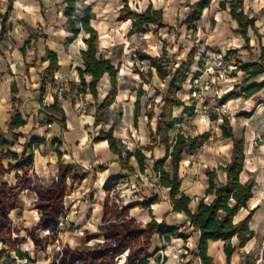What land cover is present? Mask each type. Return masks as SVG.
Listing matches in <instances>:
<instances>
[{
  "label": "trees",
  "instance_id": "obj_1",
  "mask_svg": "<svg viewBox=\"0 0 264 264\" xmlns=\"http://www.w3.org/2000/svg\"><path fill=\"white\" fill-rule=\"evenodd\" d=\"M13 1L6 0L7 9L5 13L0 14L1 31L5 30V22L12 9ZM78 1L64 0L65 6L62 13L65 17L67 28L72 35L78 36L83 34L82 39L85 48L80 50L82 67H78L77 69L79 83L76 86V90H78V93L84 94L85 92H89L92 95L95 107L94 119L97 125L103 121L105 110L112 103L117 93L118 69L113 64L111 58L104 57L98 51L96 44L97 31L90 25V17L86 10L82 15L78 14ZM209 3L210 0H195L191 3L192 15H190L188 22L198 21ZM120 4L117 20L131 21V26L128 30L129 35L144 34L149 31L151 26L158 28L166 26L163 23L161 8H153L152 4H149L144 10L137 11L129 4V0H120ZM219 6L222 9H227L231 18L236 21L237 28L233 32L239 34L248 43L249 37L247 32L249 28L254 29L255 20L243 12V0H221ZM41 36L46 38L44 33ZM33 38L37 39L38 35L30 33L28 39L21 47L23 55ZM45 55L48 64L41 76V91L45 89L48 81L54 80V74L60 66L57 53L47 46L45 47ZM139 59L149 62L147 73L151 74L152 69H155L158 77L162 80L170 76L167 91L162 96L161 112L156 119L154 127L151 125V120L154 116L153 102L145 111L150 138L148 145L138 146L133 150L124 149L119 140L114 137L112 127L107 131H100L99 136L95 140H107L109 149L117 154L121 168L127 170L129 173L135 172L134 168L129 164L131 157L135 158L139 171L143 173L148 165L146 152L152 151L156 144L163 145L166 150L165 157L161 160H155L151 165V171L158 178V185L168 189L172 211L183 212L188 218L189 226L199 232L196 256L200 258L202 264H212V258L207 254L208 241L222 240L227 241L223 249L229 262L232 253L236 249V246L232 245L229 240L235 236L238 246L243 247L254 236L253 230L249 227L254 209L249 210L244 218L237 221L234 220L241 209L247 208V202L253 195V180L242 181L240 178L244 169L245 140L242 136L238 137L234 135L228 119H223V123L219 126L221 129L220 136L222 138H230L232 142L228 162L218 166V170H221L225 174V179L222 182L218 180L216 169L206 170L207 185L203 196L198 200L196 210L192 212L189 206L192 198L180 189L182 178L179 175V163L186 149H195L208 138L209 134L202 133L190 136L178 132L172 139L169 136L170 130L181 122L179 117L173 115L174 108L183 107L185 108L184 113L189 115L193 113V106H188L186 101L177 95V92L182 89V84L187 78L192 59L189 58L186 63L175 69L173 73L169 72L166 63L167 59L163 56L140 53ZM201 62L202 60H199V63ZM239 68L243 72L241 84L245 85V89L242 91L245 98H249L264 88V81L249 83L250 80L264 75V55H260L258 62L241 63ZM137 72L141 75L139 71ZM104 75L108 76L110 91L103 102L99 104L97 102V84ZM85 76L90 78L88 82ZM11 91L12 93L16 92L14 83L11 85ZM236 96L234 89L227 93L228 100L236 98ZM12 100L15 101L14 96H12ZM139 105L138 94L134 104L133 116L135 122L140 111ZM40 112L44 114V120L48 123H51L54 119V114L58 115L61 121L64 120L63 109L56 97L53 103L44 105L39 110ZM25 123L26 121L22 113L16 110L7 124V132L15 135L13 131ZM31 142L36 145L40 140L32 139ZM9 145L10 142L6 139L5 134L0 132V150ZM25 150L20 158H18L16 152L11 150L0 154V243L3 246H7L9 251H13L17 258L25 260L17 264H34L36 261L34 257H29L27 251H22L18 247V244H16L17 239L11 237L12 227L9 214L11 210L18 206L19 193L24 189H28L34 190L37 195L34 205L39 212V218L28 231V236L33 240L35 250L37 251L43 242L39 238L38 232H54L58 226L60 214L64 209L63 197L69 189V182L71 180L78 182L85 175L80 177L78 169L81 167L79 165L61 162L62 153L57 150V173L48 185H40L33 172L29 169L33 162V154L31 152L25 158ZM4 158L16 161L15 163L9 161L5 166L2 163V159ZM167 160L169 161L168 168L165 167ZM11 170H21L23 172L21 176H17L15 185L1 181V177ZM123 176L119 175L112 178L103 187L107 195L103 204V220L97 226L103 235V240L92 244H80L74 247L64 246L51 264H116L115 258L121 254H125L124 263L126 264H145L151 256L149 248L153 235H159L164 241H169L171 237L178 235L180 226H169L164 221L158 222L155 219H151L142 225L132 218L113 219V216L116 214L125 215L129 209L127 206H117L115 202L109 200L108 195L115 191V187ZM208 197L209 199H206ZM156 200L157 196L155 195L153 198L146 199L139 205L147 207ZM181 236L185 238L184 234ZM94 238H97V236ZM0 254L5 255L6 253L1 252ZM262 260H264V249H262Z\"/></svg>",
  "mask_w": 264,
  "mask_h": 264
},
{
  "label": "rangeland",
  "instance_id": "obj_2",
  "mask_svg": "<svg viewBox=\"0 0 264 264\" xmlns=\"http://www.w3.org/2000/svg\"><path fill=\"white\" fill-rule=\"evenodd\" d=\"M148 1L151 2V0H129L130 5L138 11L143 10L148 4ZM194 1L195 0H154V2L151 3H153V6L155 5L162 9L163 23H165L166 26L162 28L151 26L148 32L133 35L128 34V24H122L117 21L118 9L121 6L120 0H79L77 2L79 8L78 14L82 15L85 10L88 13L90 17L89 23L97 31V47L101 48L100 53L103 56L112 57L113 63L118 68L117 75L120 89H125V96L119 102L108 108V124L112 123V125L117 127L121 122L127 123L130 119V110L132 108V105H129L130 95L131 99L135 100L137 98L136 95L139 94L140 111L136 122H134L138 129L137 131L131 130L130 134L126 136L125 144L122 143L124 149H135L137 146H140L143 131L148 134L145 111L149 104L153 102L154 116L152 122L157 119L161 112L162 96L166 93L170 81V76H167L163 80H158L154 76L155 69H152L151 74L147 73L149 70V62L146 60L141 61L139 59V54L146 53L152 56L165 57L170 73H173L175 69L186 63L189 58L192 59L187 78L184 84H182V89L177 92V95L181 97V99L191 103L188 99L190 84L187 79L193 71L197 72L198 68L201 67L199 60L204 58L203 54L206 51L215 50L213 48L211 49L212 45L208 46L207 39L231 38V34L229 33L231 31L228 30L229 26L221 25L220 27H215V24H211L212 20L209 14H206L204 16L205 18H203L202 12L201 18L198 21L188 22L190 15H192L190 4ZM64 6V0H45V5H42L43 9H45L43 13H46L49 19L52 20L50 27V32L52 31L51 36L55 35L54 33L56 31H62V33H64L62 28H66V20L61 10ZM207 18H210V24H208L209 27L204 29L202 25ZM257 18L260 19V22H256L255 20L254 25L257 26H254L255 29L253 31L249 30L250 39H264V13L257 15ZM18 21L27 30L36 35H40L41 32L44 33L43 27L40 30L37 29L39 33H36L34 31L36 28L30 27L22 19ZM5 23L6 32H8V29L11 28V25L9 26L8 24L12 22H9L8 19ZM8 33L5 34L6 37L11 36V34L9 35ZM68 36L71 37V39H79L82 37L80 35L73 36L70 31ZM247 48L250 49L249 46ZM234 59L238 63V68L245 60L235 56ZM137 71H139L141 75H139ZM240 71L235 75L237 78L233 88L237 96L235 99L227 102L228 112L220 113L219 116H217L222 118L221 120H217L216 114H213V107L217 104L219 97H214L212 94L207 98L208 105L206 106V113L199 110L189 115L184 114L182 107L173 109V115L181 119V122L172 130L173 137L178 132L190 136L202 133L209 134L208 138L201 142L195 149H186L179 163V174L190 182L189 186L194 187L192 191H189L190 197H194V200L195 182L197 185H200L201 182L203 183L205 171L208 169V167H206V158L214 153L215 149L220 151L219 155L222 163H225L228 158L229 146L221 144L222 140L219 139L221 135L219 126L223 123V119H225L226 116L236 136H242L244 139L246 137L248 145L252 147V155L247 158L245 169L248 174H254L260 179V182L256 183L257 187L253 189V197L255 199H264V192H260V189L264 190V188L259 187L258 190V186L264 184V90L261 89L249 98H245L242 94L245 85L241 84L242 74ZM105 79L106 75L101 81H105ZM252 81L262 82L264 81V75L249 81V83ZM76 83H79V79ZM69 86L72 87L71 85ZM77 91H71V94L76 95L75 100L79 94ZM82 96L84 97V95ZM69 98L74 99L71 95H69ZM213 117L216 118L213 119ZM198 119H204L203 123H199L197 121ZM139 128H142V131H139ZM2 130H4L3 133L7 136L10 145L1 149L0 154L2 152L5 153L7 150H11L16 152L18 158H20L26 148L25 158L28 157L31 152L33 154V162L29 168L30 171L33 172L40 185H48L55 177L57 169L51 170L48 174H38L35 168V156L38 152V146L32 144V138L29 137L30 133L23 130L13 135L7 131L5 132L6 128H0L1 132ZM127 140L130 141L128 142ZM255 142L257 144H255ZM219 146L220 148H218ZM9 161L15 163L16 160H11L9 158L2 159V163L5 166ZM168 163L169 161L167 160L165 163L166 168H168ZM78 171L80 177L83 175L87 177L88 171L83 167L79 168ZM22 174L23 172L21 170H11L1 177V181H5L10 185H15L17 176H21ZM143 174L139 176V179L145 176ZM248 177L246 173L242 174L243 180ZM84 178H80L78 182L75 180L69 182V189L63 197L64 209L60 214L58 226L54 232H38V236L43 242L40 249L37 251L35 250L33 240L28 236V231L39 218V212L34 205L37 195L34 190L28 189H24L19 193L18 206L11 210L9 214L12 227L11 237L17 239L16 244H18V247L22 251H27L29 257H34L36 260L34 264H51L55 256L60 254L64 246L74 247L80 244H92L96 241L103 240V235L97 227L98 224L94 209L98 206V201H100L103 207L107 194L105 191H100L98 183L95 185L93 184V186L86 191L79 189ZM95 178L96 177H94V180ZM148 179L151 181L152 177L148 176ZM125 182L119 181L115 187V191L108 194L109 200L115 202L117 206H124V199L129 193L128 190L126 191L129 185ZM30 193L33 194V198L30 196ZM131 193L138 194L134 189H132ZM262 208H264V203H262ZM249 209L250 206H248L247 211L243 210L240 216L247 214ZM128 213L129 209L125 215L116 214L113 216V219L129 218ZM102 220L98 223H101ZM179 231L178 233H180ZM184 232L186 233L187 231L184 230ZM95 236H97V238H94ZM173 238H175V236ZM169 244L172 246L171 243H168V245L165 244L166 246L163 245L154 252L153 257L157 259L159 264L161 262V257L158 256L159 254H157V251L160 249L169 250L168 256H165L163 261H167V264H172L169 259L172 258L175 253H173L175 248L171 247L170 251V247H168ZM1 251L6 254L0 256V264H17L25 261L17 258L13 251H9L7 246H1L0 243V253ZM124 259L125 254H121L115 258V262L116 264H126L124 263ZM179 261L180 262H177V264H182V261Z\"/></svg>",
  "mask_w": 264,
  "mask_h": 264
},
{
  "label": "crops",
  "instance_id": "obj_3",
  "mask_svg": "<svg viewBox=\"0 0 264 264\" xmlns=\"http://www.w3.org/2000/svg\"><path fill=\"white\" fill-rule=\"evenodd\" d=\"M220 1L221 0H210L209 5L203 10V18H205L204 16L206 14H209L212 20L211 24H215V27H220L221 25L229 26L228 30L231 31L229 32L231 34V38L207 39L208 46L212 45L211 49L213 48L218 51L225 50L228 54L230 53L229 55L239 57L243 60L245 59V64L258 62L260 55H264V39H250L249 30L253 31L255 27L254 29H248V43H246V41L239 34L234 33L233 30L237 28V23L231 18L227 9L220 8ZM151 2H154V0H151ZM151 2L148 1V4L145 6V8L149 4H152L153 6V3ZM42 5H45V0H14L12 9L9 12L7 18V20L9 19V22H12L8 24L9 26L11 25V28L8 29L9 33L6 32V25L5 30L1 31L0 18V128H6V132L7 124L15 114V111L19 110L22 113L26 123L23 126L15 129L13 133L16 134L19 131L24 130L30 133V138L40 140V142L36 144V146H38V156H35V168L38 174H48L51 170L57 169L58 158L56 151L59 150L62 153L61 161L63 163L76 164L88 171L87 177H85L81 182L79 189L86 191L91 186H93V184L95 185L98 183L100 191L104 192L103 187L108 181L119 175H124L120 181H126L125 183L129 185V188L127 187L126 189V191H129V193L124 199V206L129 207V218H133L141 224H146L151 219H155L158 222L164 221L169 226H180V231L178 230L180 233H178L175 238L171 237L169 241H164L157 234L153 235L151 238V246L149 248V253L151 256L147 259L145 264H159L157 259L153 257V254L156 249L162 247L165 244L168 245V243L172 244V246H170V244L168 246L170 247V251L171 247L175 248L173 251V253H175L173 254L172 258L169 259L172 264H177L174 255H176L179 260H182V264H202L200 258L196 256V246L199 239V232L193 230L192 227L189 226L188 218L183 212L172 211L168 196V189L158 185V178L151 171L152 163L155 160H161L165 157V147L161 144H156L152 151L146 152V156L148 157V165L143 172L144 174L139 171L135 158L131 157L129 164L134 168L135 172L129 173L127 170L121 168L118 156L109 149L107 140H95V138L99 136L100 131H107L110 127H112L114 137H116L119 140L121 146H123L122 143L125 144L126 136L130 134L131 130L137 131L138 129L135 126L136 124H134L135 121L133 116L136 99H131L130 95L129 105H132L130 110V119L127 123L121 122L117 127L112 125V123L108 124L107 111L109 107L119 102L125 96V89H120L119 81L115 98L106 108L104 118L101 123L97 125L95 124L94 99L89 92L82 94L88 102V111L85 113L78 111L75 101L76 95L71 94V91H74L77 88L76 81L79 79L77 69L78 67H82L80 50L85 48V44L82 37L79 39H71V37L68 36L69 30L67 25L66 28H62L64 33H62V31H56L54 33L55 35L51 36L52 31L50 32V27L52 20L49 19L46 13H43L45 9H43ZM153 8L158 7L154 5ZM6 9V0H0V14L5 13ZM243 12L249 17H253L256 22H260V19L257 18V15L264 13V0H243ZM21 19L30 27L36 28L34 30L36 33H39L37 29L40 30L43 27V32L46 35V38H43L41 36V32L37 39L33 38L30 42V45L26 47V52L24 55L21 52V47L24 45L30 33L32 32L27 30L19 23L18 20ZM209 19L210 18H207V20L203 22L202 27L204 29L209 27ZM119 22L122 24H128V28L131 26L130 20ZM6 33L9 35L11 34V36L6 37ZM2 35L5 36L3 37ZM80 36L82 35L80 34ZM46 46L57 53L58 63L60 66L54 74V80L48 81L46 83L45 89L41 91V76L48 64V60H46L45 55ZM248 46L250 49L247 48ZM98 51H101L100 47H98ZM106 58H111L113 62L112 57ZM115 67L117 68V66ZM240 73L243 74L242 71H240ZM154 76L158 80L160 79L156 71H154ZM85 78L87 82L90 80L88 76ZM236 78L237 77L235 76L234 82ZM13 83L16 86L15 93H12L11 91V85ZM58 84L64 85L65 89L67 90H65L66 98L64 101L59 102L64 112V120L61 121L60 117L54 114V119L51 121V127L48 128V122L44 120L45 116L42 112L39 113V110L44 105L53 103L55 98L54 90ZM262 90H264V88H262ZM109 91V79L106 75L105 81L100 80L97 84V102L99 104L103 102ZM69 95H71L74 99H70ZM12 96L15 97V101L12 100ZM184 110L185 108H183V112ZM203 120L204 119H198L197 121L199 123H203ZM155 123L156 120L152 122V127L155 126ZM140 130L142 131V128H139V131ZM172 130L169 132L170 139L173 138ZM2 132H4V130H2ZM232 132L234 135H236L235 131ZM219 139L222 140V143H219L229 146L228 158L226 159V162H228L232 146L231 139L222 138L221 136ZM130 140L127 141L129 142ZM244 140V152L246 156L244 161V169L240 175V178L242 181L252 179L254 182V189L257 187L256 183H259L260 179L254 174H248L246 172V160L252 155V147L251 145H248L246 137ZM149 141V131L148 134L143 131L140 146L148 145ZM218 148H220V146ZM215 152L206 158V167H208L209 170L216 169L217 178L222 182L225 179V174L221 170H218V166L224 165L226 162H221L219 155L220 151L218 149H215ZM243 173H246L249 177L243 180ZM142 174L145 176L139 179V176ZM148 176L152 177L151 181L148 179ZM94 177H96L95 180ZM180 177L182 178L180 189L189 195V191H192L194 187L189 186L190 182H188L187 179H184L183 176L180 175ZM203 183L201 182L200 185H197L195 182V200L194 197H191L192 200L189 204L192 212L196 210L198 200L203 196L204 190L206 188V171L205 177H203ZM259 187L264 188V184H262V186H258V190ZM132 189H134V191L138 194L131 193ZM260 192H264V190L260 189ZM252 193L254 194V190H252ZM155 195L157 196V200L149 204V206L141 207L139 205L146 199L153 198ZM30 196L33 198L32 193H30ZM206 199H209V197ZM98 202V206L94 209L96 212L95 216L97 219V224H99L98 222L102 220L104 214L103 207L100 204V201ZM262 203H264V199H255L253 195L247 202V208L250 206L249 210L254 209V213L249 222V227L253 230L254 236L243 247L238 246V241L235 236L229 240L232 245L236 246V249L232 253L229 262L227 261L223 249L227 241H208L207 254L212 258V264H264V260H262V249H264V208H262ZM247 208L241 209L235 216L234 220L237 221L244 218L248 212L243 216H240V214L243 210L247 211ZM184 230L187 232L185 233ZM182 234L185 235V238L181 236ZM1 246L3 245L1 244ZM168 252L169 250L166 249L167 254ZM3 255L4 254H0V256Z\"/></svg>",
  "mask_w": 264,
  "mask_h": 264
},
{
  "label": "built area",
  "instance_id": "obj_4",
  "mask_svg": "<svg viewBox=\"0 0 264 264\" xmlns=\"http://www.w3.org/2000/svg\"><path fill=\"white\" fill-rule=\"evenodd\" d=\"M203 55L201 67L198 68L197 72L193 71L187 79L190 84L188 99L191 103L186 102V104L193 106V112L202 110L206 113L207 98L212 94L214 97H219L217 104L213 107V114H216L217 117L220 113L228 112L227 102L232 99H227V93L234 88L235 75L239 71L238 63L235 61L234 56L229 55L225 50H209ZM54 95L59 102L64 101L66 98L64 85L58 84L55 87ZM75 101L78 111L82 113L88 111V102L81 93L78 94ZM216 117H213V119ZM225 118L227 119V116ZM221 119L217 117V120ZM47 127L50 128L51 123H47ZM255 144L257 143L255 142ZM157 254L161 257L160 264H167V261H163L164 257L168 256L166 250L160 249ZM174 256L176 261L180 262L179 258L176 255Z\"/></svg>",
  "mask_w": 264,
  "mask_h": 264
},
{
  "label": "bare ground",
  "instance_id": "obj_5",
  "mask_svg": "<svg viewBox=\"0 0 264 264\" xmlns=\"http://www.w3.org/2000/svg\"><path fill=\"white\" fill-rule=\"evenodd\" d=\"M120 259V258H119Z\"/></svg>",
  "mask_w": 264,
  "mask_h": 264
}]
</instances>
